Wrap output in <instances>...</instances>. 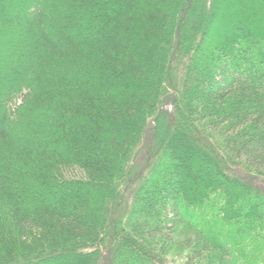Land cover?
Masks as SVG:
<instances>
[{"label": "trees", "instance_id": "1", "mask_svg": "<svg viewBox=\"0 0 264 264\" xmlns=\"http://www.w3.org/2000/svg\"><path fill=\"white\" fill-rule=\"evenodd\" d=\"M0 264H264V0H0Z\"/></svg>", "mask_w": 264, "mask_h": 264}, {"label": "rangeland", "instance_id": "2", "mask_svg": "<svg viewBox=\"0 0 264 264\" xmlns=\"http://www.w3.org/2000/svg\"><path fill=\"white\" fill-rule=\"evenodd\" d=\"M175 70H176V68H175ZM175 70H172V72L175 73V72H176ZM177 73H178V72H176V74H177ZM18 101H19V100H18ZM146 131H147V130H146ZM144 141H145V136L143 135V143L145 144ZM141 146H142V145H141ZM143 146H144V145H143ZM144 147H145V146H144ZM144 147H143V148H144ZM179 259H181V258H179Z\"/></svg>", "mask_w": 264, "mask_h": 264}]
</instances>
